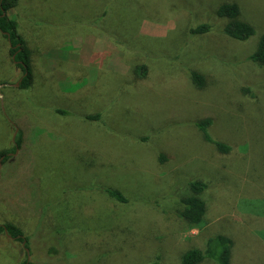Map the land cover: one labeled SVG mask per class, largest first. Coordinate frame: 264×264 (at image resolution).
<instances>
[{
  "label": "rangeland",
  "instance_id": "rangeland-1",
  "mask_svg": "<svg viewBox=\"0 0 264 264\" xmlns=\"http://www.w3.org/2000/svg\"><path fill=\"white\" fill-rule=\"evenodd\" d=\"M224 2L255 36L225 34ZM7 13L33 82L13 85L23 71L0 31V264H181L216 234L233 241L230 264H264V66L248 59L264 0H19ZM207 117L229 152L205 140ZM192 180L207 184L199 225L179 214Z\"/></svg>",
  "mask_w": 264,
  "mask_h": 264
},
{
  "label": "trees",
  "instance_id": "trees-1",
  "mask_svg": "<svg viewBox=\"0 0 264 264\" xmlns=\"http://www.w3.org/2000/svg\"><path fill=\"white\" fill-rule=\"evenodd\" d=\"M19 3V0H0V31L6 37L9 42V52L12 56L13 61L16 65L22 68L23 75L19 83L21 88H28L33 82L32 71L29 63L30 52L26 47V42L24 38L18 31L17 21L8 15V11L15 8ZM124 4L121 5L119 10L121 13H125ZM216 14L219 17L227 19L224 26V32L226 35L231 36L234 39L247 41L257 34L256 27L241 18V8L237 2H224L221 3ZM210 28L209 24L203 23L192 29L193 33H203L208 31ZM112 38L119 42L120 37L112 33ZM14 56V57H13ZM249 60L253 61L256 65L264 66V33L259 36V41L257 48L248 57ZM17 61V62H16ZM146 66L140 65L137 70L145 73ZM141 73V74H142ZM193 82L198 86L202 87L204 85V77L196 71L192 74ZM62 114L66 113V110L58 109L57 112ZM100 113L87 116L89 119H99ZM211 118L207 117L201 119L197 122V125L203 132V136L206 141L214 143L216 148L220 152H229L231 147L224 143L214 139L209 133V126L211 125ZM17 148L21 146V135L20 132L16 137ZM14 149V151L16 150ZM4 156L2 163L6 164L10 158L8 152H0V158ZM189 187L192 194L181 199L182 209L179 214L184 217L189 223L193 225H199L204 220V215L206 212V201L200 196L201 193L206 189L207 184L201 180H192L189 182ZM106 192L114 197L115 199L125 202V196L116 189H106ZM7 228V233L13 238L19 241H25V247L29 248V238L24 236L22 231L13 224H5L1 227L2 231ZM233 251V241L225 234H216L214 236L208 237L203 248H191L184 252L181 258V264H203L207 260H213L216 264H230ZM21 264H33L28 258L24 260Z\"/></svg>",
  "mask_w": 264,
  "mask_h": 264
},
{
  "label": "water",
  "instance_id": "water-1",
  "mask_svg": "<svg viewBox=\"0 0 264 264\" xmlns=\"http://www.w3.org/2000/svg\"><path fill=\"white\" fill-rule=\"evenodd\" d=\"M13 57H14V56H13ZM20 81H21V80H20ZM20 81H18V83H15V84H13V85H19ZM0 98L2 99V94H1V93H0ZM17 131H18V129L16 130V132H15V134H14V136H13V139H14L16 145H17V142H16V134H17ZM18 149H19V147L17 146V148H16V150H15V153L18 152ZM3 158H4V156H2V157L0 158V169H1V167H2V160H3ZM4 230H5V232L7 233V228H4ZM10 237H12V236L10 235ZM23 245H25V241H23ZM25 248L27 249V251H28V253H29V249H28L27 247H25ZM29 258H30V256L28 257V260H29Z\"/></svg>",
  "mask_w": 264,
  "mask_h": 264
},
{
  "label": "crops",
  "instance_id": "crops-1",
  "mask_svg": "<svg viewBox=\"0 0 264 264\" xmlns=\"http://www.w3.org/2000/svg\"><path fill=\"white\" fill-rule=\"evenodd\" d=\"M12 10V9H11ZM9 14V16H10V13H8ZM25 16V15H24ZM16 20V19H15ZM17 21V20H16ZM37 27H34V30L35 31H37V29H36ZM88 38H90V36H88ZM93 41V39H90L88 42L90 43V42H92ZM93 42H95V41H93ZM100 42V41H99ZM86 43V41H84L83 39L82 40H78V44L81 46H83L84 44ZM87 44V43H86ZM84 47V46H83ZM77 49H80L81 47H76ZM91 50H92V52H94V50H95V46H92V48H91Z\"/></svg>",
  "mask_w": 264,
  "mask_h": 264
}]
</instances>
